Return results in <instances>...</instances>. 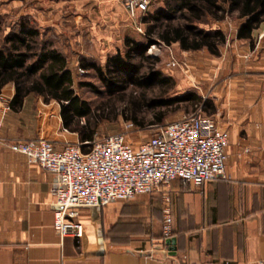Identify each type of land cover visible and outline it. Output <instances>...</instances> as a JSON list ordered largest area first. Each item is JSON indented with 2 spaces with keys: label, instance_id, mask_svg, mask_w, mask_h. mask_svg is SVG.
<instances>
[{
  "label": "crops",
  "instance_id": "obj_1",
  "mask_svg": "<svg viewBox=\"0 0 264 264\" xmlns=\"http://www.w3.org/2000/svg\"><path fill=\"white\" fill-rule=\"evenodd\" d=\"M44 7L91 18L126 11L122 0H0V18L14 25L26 18L37 22ZM253 40L255 48L237 35L228 41L229 55L244 72L228 82L224 122L216 104L205 115L228 133L227 179L201 191L172 184L171 245L163 237L161 195L115 202L99 212L82 209L83 238L62 239L54 229V175L8 144L46 139L60 150L85 146L64 128L56 101L31 97L22 111H12L16 91L8 85L0 94V264H264V24Z\"/></svg>",
  "mask_w": 264,
  "mask_h": 264
},
{
  "label": "trees",
  "instance_id": "obj_2",
  "mask_svg": "<svg viewBox=\"0 0 264 264\" xmlns=\"http://www.w3.org/2000/svg\"><path fill=\"white\" fill-rule=\"evenodd\" d=\"M163 5L156 12H148L143 23L147 26L148 44L139 45L127 40L128 52L110 58L105 68L83 65L84 71H93L110 93L124 92L128 87L143 91L165 89L172 81L155 72L148 50L159 44L178 45L184 52L206 50L220 56L228 43L227 34L221 30L200 28L207 18L221 22L237 15L240 21L237 40L253 41V34L264 24V0H158ZM0 18V94L10 84L15 86V97L10 104L14 112L22 111L31 97H42L46 103L56 101L61 106V116L66 130L80 136L84 152L98 138L102 118L79 94V89L92 87L77 82L68 57L55 43L47 40L36 21L21 19L7 26ZM9 31V32H8ZM150 65L151 69L146 72ZM191 107L201 105L197 94H188L174 101H153L148 108L153 111L154 124H163L168 109L175 104ZM210 106V114L214 107ZM136 106L134 107V110ZM158 110V111H156ZM137 111V110H136ZM135 111H133L134 113ZM134 126H142L137 115L132 114Z\"/></svg>",
  "mask_w": 264,
  "mask_h": 264
},
{
  "label": "built area",
  "instance_id": "obj_3",
  "mask_svg": "<svg viewBox=\"0 0 264 264\" xmlns=\"http://www.w3.org/2000/svg\"><path fill=\"white\" fill-rule=\"evenodd\" d=\"M150 1L122 0L132 16L147 14ZM228 145V133L205 116L203 106L159 126L154 137L138 146L124 134L97 138L87 152L81 144H67L60 150L46 139L8 144L30 165L54 175V229L62 239L83 238L82 209L161 195L165 241L175 235L172 184L181 181L201 191L211 182L226 180Z\"/></svg>",
  "mask_w": 264,
  "mask_h": 264
},
{
  "label": "rangeland",
  "instance_id": "obj_4",
  "mask_svg": "<svg viewBox=\"0 0 264 264\" xmlns=\"http://www.w3.org/2000/svg\"><path fill=\"white\" fill-rule=\"evenodd\" d=\"M148 12L154 13L163 5L158 0H151ZM50 5H45L46 8ZM66 6V5H63ZM45 7L36 18L37 25L47 33V40L55 43L69 59L70 68L76 75L77 82L90 84L92 87L79 89L84 100L89 102L95 112L102 118L98 138L110 135L124 134L134 146H138L155 136L159 126L179 120L184 116L194 114L203 106V112L208 116L210 106L205 109L204 103L216 104L220 122L223 119L224 94L228 89L229 80H235L244 72V65L238 63L230 48L224 47L220 56H212L206 50L200 52H184L178 45L168 47L165 44L154 45L147 52L155 63V72L161 77L172 81L165 89L143 91L128 87L124 92L110 94L93 71H84L83 65H96L105 68L110 58L118 53L128 52L127 40L139 45L148 44L147 26L143 19L147 14L136 13L132 16L127 10L118 11L116 15L76 17L55 12H46ZM126 9V8H125ZM53 13V14H52ZM61 13V11H60ZM68 13V12H67ZM77 13V12H76ZM5 21L11 27L13 22ZM240 21L237 15L218 22L207 18L200 28L206 30H223L228 41H235ZM260 37V36H259ZM257 41H260V38ZM229 43V42H228ZM255 48V41L249 42ZM199 64V67L196 66ZM146 72H149V68ZM199 73L196 75L195 68ZM207 73V74H206ZM188 94H197L202 103L198 108L187 104H175L168 109L167 119L163 124H154L153 111L148 104L153 101H174ZM136 106V110L134 107ZM133 111H135L133 113ZM158 111V110H156ZM137 115L142 126H134L131 121ZM133 124V127L132 125ZM162 202L163 197H162Z\"/></svg>",
  "mask_w": 264,
  "mask_h": 264
},
{
  "label": "water",
  "instance_id": "obj_5",
  "mask_svg": "<svg viewBox=\"0 0 264 264\" xmlns=\"http://www.w3.org/2000/svg\"><path fill=\"white\" fill-rule=\"evenodd\" d=\"M101 209L102 208H92L91 210H93V211H96V212H99V211H101ZM174 240H169L168 242H167V244L168 245H171V244H174ZM171 250H174V248H171Z\"/></svg>",
  "mask_w": 264,
  "mask_h": 264
}]
</instances>
